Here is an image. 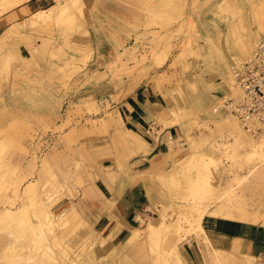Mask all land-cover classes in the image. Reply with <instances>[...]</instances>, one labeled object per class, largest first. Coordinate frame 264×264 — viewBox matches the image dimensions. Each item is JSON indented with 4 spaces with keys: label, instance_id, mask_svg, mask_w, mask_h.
Masks as SVG:
<instances>
[{
    "label": "rangeland",
    "instance_id": "1",
    "mask_svg": "<svg viewBox=\"0 0 264 264\" xmlns=\"http://www.w3.org/2000/svg\"><path fill=\"white\" fill-rule=\"evenodd\" d=\"M125 1L126 13L80 1L83 11L58 14L62 0H54L22 17L0 19V214L16 211L11 219L0 217V264H138L133 249L141 243L148 264H184L178 244L167 253L171 246L166 241L139 240L124 248L127 261L104 253L100 239L82 235L85 222L75 216L71 201L90 176L83 138L109 137L113 130L105 132L104 126L115 122L124 133L116 104L143 80L154 81L173 106L181 99L189 106L175 114L183 135L162 173L183 164L168 182L153 180L151 198L158 193L161 199L145 217L152 223L162 216L178 222L181 228L172 241L194 237L206 264L237 263L217 252L202 233L197 219L202 211L217 204L209 213L264 220V128L251 132L221 107L222 98L229 96L219 90L222 75L214 71L218 61L221 65L227 59H222L223 38L233 46L232 37L239 41L242 35L253 47L262 38V0ZM41 10L51 14L53 23L39 31L29 23ZM8 23L12 28H5ZM209 23L217 25L221 39L207 29ZM217 42V62L207 63L194 52L197 44ZM19 45L29 50L21 54ZM160 56L165 59L158 65ZM234 57L239 64L246 58ZM229 58L226 72L232 75L233 54ZM135 79L139 81L132 85ZM204 94L210 102L201 101ZM111 142L117 155L132 154L119 141ZM27 184L29 195L24 193ZM19 205L23 212L15 209ZM41 251H51L55 259ZM238 264L264 262L246 258Z\"/></svg>",
    "mask_w": 264,
    "mask_h": 264
},
{
    "label": "crops",
    "instance_id": "2",
    "mask_svg": "<svg viewBox=\"0 0 264 264\" xmlns=\"http://www.w3.org/2000/svg\"><path fill=\"white\" fill-rule=\"evenodd\" d=\"M53 1L0 0V7L7 6L0 13V19L22 17L26 13L50 6ZM80 1L88 6L110 8L122 13L130 10L126 5L128 2L125 0H62L58 14L61 11L73 12L77 9L83 11L84 7L79 4ZM262 3L264 10V0ZM35 15L43 17L34 22L30 21L29 27L39 29V31L45 30L47 27L49 29L53 23L51 14L47 10H41L35 12ZM60 19L58 17L56 21ZM9 24L5 28H12ZM207 29L211 31L214 37L216 36L217 40L218 38L221 39V31L215 23L213 26L209 23ZM230 34L232 36L231 31ZM259 36L264 37V22ZM222 40L220 42L224 45L226 52V56L222 59L225 57L227 59L221 65L218 64V60H221L218 42L213 44V47L209 43L207 46L197 44L194 49V52H197L199 56L201 55L200 57L205 59L207 63L218 61L214 65V71L215 74L220 73L221 75L226 72V65L231 63L229 57L233 54L235 60L234 56L237 58L242 56L241 48L244 46L235 44L233 37V46H227V36ZM250 44L252 45V41L248 39L246 41L247 48H250L248 46ZM22 49L29 50L24 45H19L21 54H24ZM252 50L253 48L248 54ZM162 51L160 50V53ZM164 59V56L158 57V65L162 64ZM138 81L139 79H135L132 85ZM219 90L224 92V85L221 83ZM190 99L192 102L193 98ZM186 101L181 99L178 101L180 104L173 106L168 98H163L154 81L143 80L116 104L115 111L120 116L121 128H123L124 133L118 131V124L115 122V124L111 123L110 126H104L105 132L113 130L111 136L92 134L83 138L84 145L81 147V151L89 165L90 176L71 201L75 207V216L85 222L82 235L94 238L96 242L100 239L104 253L114 254V256H119L121 260L127 261L128 256L124 248L128 249L135 246L134 243L130 242L133 232L137 229H145L147 224L156 225L161 222L162 218L159 222L152 223V218L147 219L145 217L146 215L150 216V210L154 212V209L157 208L153 206V202L157 204L161 199H159L158 193L151 198L150 189L155 184L153 180L162 178L161 181L167 182L183 164L178 162L175 164L176 166L174 165L168 170V174L162 173L166 168L167 155L174 151L175 142L182 138L183 130L180 126V118H176L175 114L188 109L189 106L185 104ZM201 101L210 102L211 98L204 94ZM111 138L112 141H119V145L132 154H125L124 151H120V156L117 155ZM67 200L69 199L63 198L62 202ZM201 225L211 246L215 250L224 251V253L231 255L230 259H234L237 264L246 261V258H257L264 262V223L244 220L239 217L205 213L201 218ZM135 247L133 252H137L139 256L137 263L148 264L142 243ZM133 252L130 254L133 255ZM178 253L184 264H206L203 251L192 236L178 243Z\"/></svg>",
    "mask_w": 264,
    "mask_h": 264
},
{
    "label": "built area",
    "instance_id": "3",
    "mask_svg": "<svg viewBox=\"0 0 264 264\" xmlns=\"http://www.w3.org/2000/svg\"><path fill=\"white\" fill-rule=\"evenodd\" d=\"M239 93L225 98L226 109L252 132L264 128V38L254 43L252 52L233 69ZM258 121L261 126L254 122Z\"/></svg>",
    "mask_w": 264,
    "mask_h": 264
},
{
    "label": "bare ground",
    "instance_id": "4",
    "mask_svg": "<svg viewBox=\"0 0 264 264\" xmlns=\"http://www.w3.org/2000/svg\"><path fill=\"white\" fill-rule=\"evenodd\" d=\"M64 5V4H63ZM46 14V13H45ZM49 15V14H48ZM33 16H34V14H33ZM43 17V16H42ZM40 15H35L34 17H33V19L31 20V22H34L35 20H39V19H41L42 18ZM45 17V16H44ZM51 17V16H50ZM48 19V18H47ZM44 20V19H43ZM50 22V21H49ZM32 25V24H31ZM34 27V26H33ZM35 28V27H34ZM240 28V27H239ZM36 29V28H35ZM240 32V31H239ZM248 40V39H247ZM246 39H244L243 37H242V35H241V37H240V40L239 41H235V42H237V43H235V44H237L238 46H243L242 48H241V55H243V57H248L250 54H248L250 51H251V44L250 45H248L250 48H247V46H246V41H247ZM253 47V46H252ZM229 54V53H228ZM248 54V55H247ZM245 55V56H244ZM247 55V56H246ZM233 65H235V66H238L239 65V62H237V61H235L234 59H233ZM227 67L226 68H228L229 67V63L226 65ZM230 68V67H229ZM227 70V69H226ZM233 70V69H232ZM232 73H233V71H232ZM222 82H221V84H223L224 85V92L225 93H227V95L229 96V97H235V96H237L238 95V93H239V88H238V86L236 85V82H235V76H233V74L231 75V74H229V70H228V72H225V73H223V75H222ZM225 98L226 97H223L222 98V100H221V102H220V105H221V107H223L224 109H226V106L224 105V100H225ZM214 108H218V110L219 111H217V114H222L221 112H222V110H221V112H220V109H219V106H214ZM227 110V109H226ZM228 111V110H227ZM219 112V113H218ZM231 115H233L230 111H228ZM233 116H235V115H233ZM236 117V116H235ZM237 118V117H236ZM177 120V119H176ZM175 120V121H176ZM237 120L241 123V121L237 118ZM170 122V121H169ZM179 123V122H178ZM256 125L257 124H259L260 126H261V124L258 122V121H255L254 122ZM233 124V123H232ZM241 125L243 126V124L241 123ZM96 126V125H95ZM237 127V126H236ZM244 127V126H243ZM242 128V127H241ZM244 128H246V127H244ZM246 129H249V128H246ZM239 132H241V131H239ZM246 132H249V130H246ZM252 132V131H251ZM253 135V134H252ZM260 139V138H259ZM260 142H261V145H263L264 146V135H262L261 136V139H260ZM131 145V144H130ZM262 146V147H263ZM189 161V160H188ZM209 163V162H208ZM207 163V164H208ZM172 174V173H171ZM171 174H170V176H171ZM168 176V175H167ZM169 176V177H170ZM166 179V178H165ZM166 181V180H165ZM164 182V181H163ZM168 182V181H167ZM166 184V183H165ZM28 188H30V186L27 184L25 187H24V193L25 194H27L28 193ZM210 188V187H209ZM28 195H29V193H28ZM218 205L217 204H215V206H210V207H208L207 209H205L204 211H202L200 214H199V216H198V218L197 219H201L202 218V216L205 214V213H209V211H211L212 209V212L214 211V208L215 207H217ZM24 209V207H23V205H19V206H17V207H15V209L16 210H18V212H19V210H20V212ZM24 211V210H23ZM22 211V212H23ZM34 211V210H33ZM228 211V210H227ZM14 211H12L11 209H5V210H3L2 212H1V214H0V217L2 218V217H4L5 219L6 218H13V215H16V211L13 213ZM45 212V211H44ZM231 212V211H230ZM236 212V211H235ZM42 213V212H41ZM47 213V212H46ZM229 213V212H228ZM20 214V213H19ZM25 214V213H24ZM43 214V213H42ZM48 215H49V213H47ZM46 214V215H47ZM160 214V213H159ZM213 214H215V213H213ZM239 214V213H238ZM241 215V214H240ZM43 216V215H42ZM227 216H230V215H228L227 214ZM46 218H49V216L48 217H46ZM51 218V217H50ZM168 218V217H167ZM38 219V218H37ZM169 219V218H168ZM260 219V218H259ZM4 220V219H3ZM45 220V219H44ZM47 220V219H46ZM49 220V219H48ZM170 220V221H169ZM169 220H167L166 219V217H163L162 216V219H161V222L160 223H158V224H156V225H151V224H147L146 225V227H145V229H143V230H135L134 232H133V235H131L132 236V238L130 239V242L131 243H134V244H136L139 240L141 241V240H143V239H145V240H147V241H149L150 242V244H152V243H155V244H159V242H164V241H166L167 243L169 242V244H170V246L171 247H169V248H171V249H169L168 251H167V253L169 252V251H171V250H173V249H175V246L178 244V241H176V242H174V240L172 241V236L174 235V234H176V233H178L179 232V229L181 228L180 227V225L178 224V222H176L174 219H169ZM262 220H263V218H262ZM260 221V222H262V223H264L263 221ZM197 221V220H196ZM256 221V220H255ZM25 222V221H24ZM46 223L48 224L49 223V221H46ZM51 223H52V221H51ZM50 223V224H51ZM54 224V223H53ZM32 225V224H31ZM38 227H42V223H40V222H38ZM37 225H35V227L37 226ZM44 225V224H43ZM45 226H46V224H45ZM52 226V225H51ZM53 226H55V225H53ZM34 227V228H35ZM31 228H32V226H31ZM34 228H32V229H34ZM50 228V227H49ZM19 229V228H18ZM36 229H37V227H36ZM51 229H53V228H51ZM50 230V229H49ZM36 231H38V230H36ZM202 233L203 234H205V231L203 230V228H202ZM34 234V233H33ZM41 235V234H40ZM41 238V237H40ZM178 239H180V238H178ZM40 242V241H39ZM128 242V241H127ZM165 242V243H166ZM174 242V243H173ZM162 243H160V244H162ZM173 243V244H172ZM172 244V245H171ZM129 245V244H128ZM154 245V244H153ZM153 247V246H152ZM177 248V247H176ZM45 250H51L49 247H47ZM174 251V250H173ZM173 251H172V253H173ZM175 251H177V250H175ZM217 252H219V253H223V252H221V251H219V250H216ZM41 252H44V251H41ZM164 252V251H163ZM44 253H46L47 255H48V251H45ZM164 254H165V252H164ZM173 254H176V252L175 253H173ZM177 254H179V253H177ZM176 254V255H177ZM42 255V254H41ZM40 255V256H41ZM66 255V254H65ZM161 255V254H160ZM50 258H54V255H52V253H51V251H50V253H49V255H48ZM178 257V256H177ZM47 258V257H46ZM55 259V258H54ZM54 259H52V260H54ZM47 260V259H46ZM49 261H50V259H48ZM41 262V261H40ZM55 262H56V260H55ZM54 263V262H53ZM13 264V263H12ZM30 264V263H29ZM52 264V263H51ZM55 264V263H54ZM57 264V263H56ZM66 264V263H65ZM70 264V263H69Z\"/></svg>",
    "mask_w": 264,
    "mask_h": 264
}]
</instances>
